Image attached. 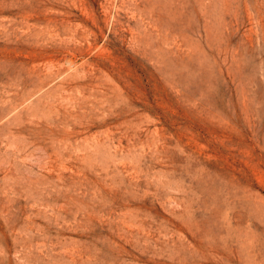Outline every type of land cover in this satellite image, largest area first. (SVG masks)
Masks as SVG:
<instances>
[{
	"label": "rangeland",
	"instance_id": "374dc122",
	"mask_svg": "<svg viewBox=\"0 0 264 264\" xmlns=\"http://www.w3.org/2000/svg\"><path fill=\"white\" fill-rule=\"evenodd\" d=\"M0 264H264V0H0Z\"/></svg>",
	"mask_w": 264,
	"mask_h": 264
}]
</instances>
